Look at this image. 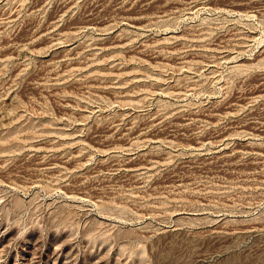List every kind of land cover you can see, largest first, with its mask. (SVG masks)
Here are the masks:
<instances>
[{
  "label": "rangeland",
  "instance_id": "374dc122",
  "mask_svg": "<svg viewBox=\"0 0 264 264\" xmlns=\"http://www.w3.org/2000/svg\"><path fill=\"white\" fill-rule=\"evenodd\" d=\"M0 264H264V0H0Z\"/></svg>",
  "mask_w": 264,
  "mask_h": 264
}]
</instances>
